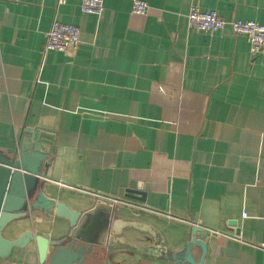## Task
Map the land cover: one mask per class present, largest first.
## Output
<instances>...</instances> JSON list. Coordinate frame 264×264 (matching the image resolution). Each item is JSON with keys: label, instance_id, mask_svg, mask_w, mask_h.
<instances>
[{"label": "crops", "instance_id": "0c3cea01", "mask_svg": "<svg viewBox=\"0 0 264 264\" xmlns=\"http://www.w3.org/2000/svg\"><path fill=\"white\" fill-rule=\"evenodd\" d=\"M143 1L146 16L126 0H105L96 16L82 0H0V151L27 133L50 139L43 191L91 215L78 243L97 239L88 264H170L114 244L109 217L149 225L172 251L201 227L205 264H264V54L229 27L210 34L187 23L198 7L264 24V0ZM55 19L80 28L77 49L46 51ZM26 231L50 241L77 232L34 211L4 234ZM121 236L154 243L130 227ZM0 264H41L37 243Z\"/></svg>", "mask_w": 264, "mask_h": 264}, {"label": "water", "instance_id": "95a60500", "mask_svg": "<svg viewBox=\"0 0 264 264\" xmlns=\"http://www.w3.org/2000/svg\"><path fill=\"white\" fill-rule=\"evenodd\" d=\"M17 147L0 151V259H8L13 249H21L35 241L38 246L41 264H88L87 255H90L97 243V239L90 240L87 248L78 246L82 231L91 223V215L77 212L63 202L48 197L43 191L46 181L53 180L48 175L51 157L50 139L40 133H27ZM126 198L145 202V194L137 191H128ZM34 211H41L47 215L69 221L71 229L77 230L73 235L61 240L50 241L44 236L32 231L24 232L18 239H8L4 232L13 222L24 219ZM111 219V217H109ZM84 223H80L81 220ZM107 219V218H106ZM108 219L106 230L112 235L116 245H131L147 257L159 258L170 264H205L208 247L204 241L198 239L197 234L202 232L201 227H194L192 238L180 251L169 249L161 234L144 223L124 222L121 220L111 223ZM125 227L134 228L149 234L154 243L149 246L135 245L127 242L121 236ZM65 242L67 245H63ZM198 247L202 255L197 260L193 249ZM51 249H53L50 254Z\"/></svg>", "mask_w": 264, "mask_h": 264}, {"label": "built area", "instance_id": "2783aa9c", "mask_svg": "<svg viewBox=\"0 0 264 264\" xmlns=\"http://www.w3.org/2000/svg\"><path fill=\"white\" fill-rule=\"evenodd\" d=\"M63 0H61L62 2ZM131 4L132 13L146 16L149 5L143 0H126ZM85 14L100 16L105 10V0H82ZM188 29L194 32L216 33L229 27L237 36L248 39L253 55L264 54V24L256 21H226L217 13L204 12L192 7L187 16ZM81 30L75 25L65 24L55 19L47 33L46 51L67 52L79 47Z\"/></svg>", "mask_w": 264, "mask_h": 264}]
</instances>
